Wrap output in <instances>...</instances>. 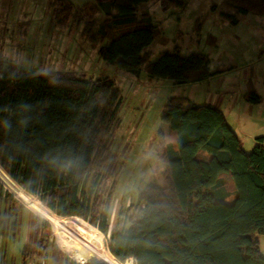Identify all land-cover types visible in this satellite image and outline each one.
<instances>
[{
  "label": "trees",
  "instance_id": "16d2710c",
  "mask_svg": "<svg viewBox=\"0 0 264 264\" xmlns=\"http://www.w3.org/2000/svg\"><path fill=\"white\" fill-rule=\"evenodd\" d=\"M150 1L76 7L57 0L55 19L60 25L71 18L82 21V34L99 44L100 58L134 75L145 71L185 85L223 72L211 70L205 53L182 55L177 46L151 60L145 50L155 27L145 6ZM224 1L235 13L221 15L234 25L239 14H264V0ZM101 11L105 16L98 20ZM247 99L258 103L260 96L251 92ZM121 104V89L109 76L50 77L12 66L0 69V181L19 185L21 197L24 191L37 197L55 228L64 227L61 217H78L110 235L106 247L117 262L94 245L97 238L79 230L74 253L79 249L84 262L104 261L86 264H264L256 237L264 236V136L247 152L220 107L189 103L182 96L170 97L161 115L173 137L162 154L163 183L146 185L138 194L139 208L110 229L111 195L102 199L104 175L94 170L109 157ZM37 224H31L29 237L39 246L45 239L35 236L36 228L51 227L46 221ZM30 244L22 248L23 263L31 255Z\"/></svg>",
  "mask_w": 264,
  "mask_h": 264
},
{
  "label": "rangeland",
  "instance_id": "374dc122",
  "mask_svg": "<svg viewBox=\"0 0 264 264\" xmlns=\"http://www.w3.org/2000/svg\"><path fill=\"white\" fill-rule=\"evenodd\" d=\"M56 1L0 0V69L12 66L50 77L58 74L90 79L109 76L121 89L120 121L109 143V157L94 170L104 175L102 199L111 195V230L124 224L126 212L133 213L139 208L138 194L146 185L163 183L165 163L162 154L164 145L173 137L161 115L170 97L182 96L189 98V103L211 105L218 94L214 105L218 107L223 102L226 112L233 104L235 112L229 114V123L247 152L255 146L257 137L264 136V14H239V21L234 25L221 15L222 12L235 13L224 0H180L184 2L183 7L176 5L174 0H152L145 5L155 26L153 40L145 49L151 54V60L166 51H173L176 46L182 55L205 53L210 58L212 71L223 70L216 74L218 77L213 83L227 89L217 93L211 89L195 90L197 83L177 85L171 80L154 79L145 71L134 75L105 62L99 56V44L89 42L82 34V21L71 18L65 25L56 22ZM70 1L81 7L85 3L111 0ZM165 3L166 10L162 8ZM104 16L103 11L95 15L98 20ZM254 90L261 101L249 111L248 105L256 104L247 99ZM3 171L7 173L4 168ZM0 184L3 187L0 196V264L103 261L102 258L84 263L76 261L75 235L79 230L97 238L94 245L113 258L106 247L110 235L102 234L78 217H61L64 227L55 228L44 218V204L37 197L26 191L21 197L20 186L9 183L7 178ZM4 192L11 194L13 201L8 200ZM37 221L39 224L46 221L51 227L40 224L36 228L35 236L45 239L39 246L29 237L34 228L31 224ZM256 237L264 256V236ZM27 242L33 249L23 263L21 252ZM54 247L57 252H53ZM54 253H59V259H53ZM123 264H133V260Z\"/></svg>",
  "mask_w": 264,
  "mask_h": 264
},
{
  "label": "crops",
  "instance_id": "0c3cea01",
  "mask_svg": "<svg viewBox=\"0 0 264 264\" xmlns=\"http://www.w3.org/2000/svg\"><path fill=\"white\" fill-rule=\"evenodd\" d=\"M219 75V74H218ZM216 76L217 75H214V76H212V77H210L208 80H206V81H203V82H200V83H197L196 84V86H198L195 90H198V89H201V88H203V89H211V90H216L217 91V93H219V92H225L226 91V89H221L220 87H219V85H217L216 83H213V81L216 79ZM218 77V76H217ZM195 86V85H194ZM254 92H256L257 94H258V92L257 91H255L254 90ZM217 97H218V94L214 97V103H215V101H216V99H217ZM189 99V98H188ZM209 99H211V95L209 96ZM259 101H261V97H260V100ZM214 103L213 104H211V105H214ZM223 103V102H222ZM222 103H220V106H218V107H220L221 109H222V111L224 112V114H225V116H226V119H227V122H228V124L231 126V128H232V125L229 123V114L231 113V112H235L234 110H233V104H231L230 106H229V110H228V112H226V108H223V104ZM247 104H249V103H247ZM258 104L256 103V104H252V107L250 106V104L248 105V110L249 111H253L254 110V108L257 106ZM215 106V105H214ZM232 115V114H231ZM241 141H242V139H241ZM75 254H77V251H76V253Z\"/></svg>",
  "mask_w": 264,
  "mask_h": 264
},
{
  "label": "bare ground",
  "instance_id": "6f19581e",
  "mask_svg": "<svg viewBox=\"0 0 264 264\" xmlns=\"http://www.w3.org/2000/svg\"><path fill=\"white\" fill-rule=\"evenodd\" d=\"M76 261H78L79 263H84V260L79 253V249H78L77 254H76Z\"/></svg>",
  "mask_w": 264,
  "mask_h": 264
}]
</instances>
